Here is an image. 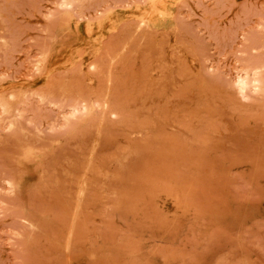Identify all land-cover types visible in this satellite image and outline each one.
Masks as SVG:
<instances>
[{
  "label": "rangeland",
  "instance_id": "rangeland-1",
  "mask_svg": "<svg viewBox=\"0 0 264 264\" xmlns=\"http://www.w3.org/2000/svg\"><path fill=\"white\" fill-rule=\"evenodd\" d=\"M0 264H264V0H0Z\"/></svg>",
  "mask_w": 264,
  "mask_h": 264
}]
</instances>
